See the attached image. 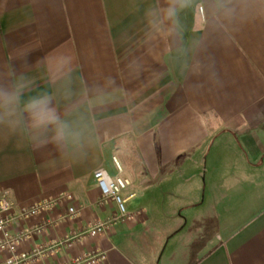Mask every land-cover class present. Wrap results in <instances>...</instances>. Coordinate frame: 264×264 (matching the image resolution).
Segmentation results:
<instances>
[{
	"label": "crops",
	"instance_id": "0c3cea01",
	"mask_svg": "<svg viewBox=\"0 0 264 264\" xmlns=\"http://www.w3.org/2000/svg\"><path fill=\"white\" fill-rule=\"evenodd\" d=\"M100 167L132 181L126 217ZM6 191L73 195L13 219L23 264H264V0H0Z\"/></svg>",
	"mask_w": 264,
	"mask_h": 264
},
{
	"label": "built area",
	"instance_id": "2783aa9c",
	"mask_svg": "<svg viewBox=\"0 0 264 264\" xmlns=\"http://www.w3.org/2000/svg\"><path fill=\"white\" fill-rule=\"evenodd\" d=\"M118 170H122V166L119 160L113 157ZM94 172V178L102 192V198L108 199L112 198L118 204L120 215L125 216L129 214L127 209V201L130 196L134 193H130L129 196H125V191L131 186L132 181L123 176L122 174L111 175L110 172L105 167L97 168ZM125 196V197H124ZM73 195L69 192L62 193L56 198H44L37 202L19 208L16 212V204L12 202L9 194L3 192L0 194V253L4 250L9 251V255L5 259H1L0 264H23L31 255L27 251H19V245L22 242L23 237L28 236L27 233L16 234L10 231L8 228L16 217L20 218H31L38 214L50 211L54 208L59 201L70 200ZM68 213L75 214L76 209L70 206ZM107 222L102 221L94 224L90 232L96 234L106 228ZM106 259V254L104 251H94L79 257L71 264H96L102 262Z\"/></svg>",
	"mask_w": 264,
	"mask_h": 264
},
{
	"label": "clouds",
	"instance_id": "9594fccd",
	"mask_svg": "<svg viewBox=\"0 0 264 264\" xmlns=\"http://www.w3.org/2000/svg\"><path fill=\"white\" fill-rule=\"evenodd\" d=\"M26 110L37 127L55 124L59 119L55 110L49 107L46 101H32Z\"/></svg>",
	"mask_w": 264,
	"mask_h": 264
}]
</instances>
